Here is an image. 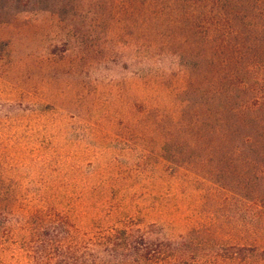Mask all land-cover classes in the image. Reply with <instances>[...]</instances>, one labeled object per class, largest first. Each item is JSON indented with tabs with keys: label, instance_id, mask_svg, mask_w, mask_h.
Instances as JSON below:
<instances>
[{
	"label": "rangeland",
	"instance_id": "rangeland-1",
	"mask_svg": "<svg viewBox=\"0 0 264 264\" xmlns=\"http://www.w3.org/2000/svg\"><path fill=\"white\" fill-rule=\"evenodd\" d=\"M73 10L0 13V264L40 263L46 234L123 264L104 237L125 226L187 244L180 264H264V210L166 131L192 73L176 29L160 51L119 0Z\"/></svg>",
	"mask_w": 264,
	"mask_h": 264
},
{
	"label": "trees",
	"instance_id": "trees-1",
	"mask_svg": "<svg viewBox=\"0 0 264 264\" xmlns=\"http://www.w3.org/2000/svg\"><path fill=\"white\" fill-rule=\"evenodd\" d=\"M84 1L0 0V13L73 12ZM127 13L138 19L148 45L160 51L172 25V39L184 47L181 53L179 46L168 47V53L191 60L182 63L191 76L174 94L184 97L181 110L167 114L165 122L172 143L186 140L199 156L189 164L264 210V0H119V14ZM60 238L46 234L36 264H88L72 237ZM115 241L123 264H180L187 248L147 239L131 226L104 237L111 247Z\"/></svg>",
	"mask_w": 264,
	"mask_h": 264
}]
</instances>
